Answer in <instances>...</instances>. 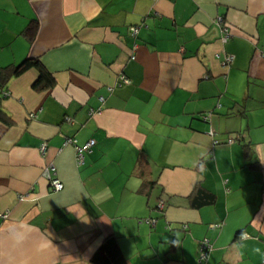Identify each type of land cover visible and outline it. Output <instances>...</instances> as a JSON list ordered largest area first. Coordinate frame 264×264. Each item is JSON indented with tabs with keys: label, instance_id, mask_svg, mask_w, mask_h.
<instances>
[{
	"label": "crops",
	"instance_id": "0c3cea01",
	"mask_svg": "<svg viewBox=\"0 0 264 264\" xmlns=\"http://www.w3.org/2000/svg\"><path fill=\"white\" fill-rule=\"evenodd\" d=\"M26 58L53 83L0 87V264H91L108 236L126 264H201L203 238V264H260L264 0H0V69ZM66 139L94 140L82 165Z\"/></svg>",
	"mask_w": 264,
	"mask_h": 264
},
{
	"label": "trees",
	"instance_id": "16d2710c",
	"mask_svg": "<svg viewBox=\"0 0 264 264\" xmlns=\"http://www.w3.org/2000/svg\"><path fill=\"white\" fill-rule=\"evenodd\" d=\"M36 28L37 22L31 20L22 31V35L28 41H31ZM28 69H36L38 72V78L33 84L34 89L43 90L52 85V76L42 68L39 60L26 58L17 65H8L0 69V87L4 86L12 77H17ZM193 197L196 206L210 204L213 201V195L207 193L201 187L196 188ZM90 262L91 264H126L113 236H108L102 241L100 247L91 257Z\"/></svg>",
	"mask_w": 264,
	"mask_h": 264
},
{
	"label": "built area",
	"instance_id": "2783aa9c",
	"mask_svg": "<svg viewBox=\"0 0 264 264\" xmlns=\"http://www.w3.org/2000/svg\"><path fill=\"white\" fill-rule=\"evenodd\" d=\"M215 24L220 28L221 41L226 42L229 38V34H228L227 27L222 23L221 17H217L215 19ZM136 33H137L136 27H133L130 29V34L132 36H134ZM231 61H232V57L229 55H226L223 59V64L228 65L231 63ZM121 80L123 81V83L127 81L123 76H121ZM65 143L66 144H69V143L73 144L74 151H75L76 163L78 166H80L84 162L85 154L90 151L91 147L94 146L95 142H94V140L90 139L86 143H84L83 145L78 146L75 144L74 141H71L70 139H66ZM227 143L232 144V143H234V140L229 139V140H227ZM39 151H40L41 155L45 154V151H46V144L45 143H43L41 145V147L39 148ZM42 177L48 182L51 192H59L62 190L63 185L59 181V179L56 177V170H55V167H53L52 165H48V166L44 167V169L42 171ZM163 206H164L163 201L159 200L156 208H158L159 210H162ZM146 222L153 225L155 220H147ZM221 226H222V224L219 223V224H214L211 227L218 229ZM210 250H211V244L207 238H203V239L198 241V262L199 263L203 264L207 261L208 254H209ZM260 264H262V260H261Z\"/></svg>",
	"mask_w": 264,
	"mask_h": 264
},
{
	"label": "clouds",
	"instance_id": "9594fccd",
	"mask_svg": "<svg viewBox=\"0 0 264 264\" xmlns=\"http://www.w3.org/2000/svg\"><path fill=\"white\" fill-rule=\"evenodd\" d=\"M246 236V233L242 234V239L246 238ZM240 247H243V245H240ZM252 251L261 257L262 264H264V250H262L260 247H254L252 248Z\"/></svg>",
	"mask_w": 264,
	"mask_h": 264
}]
</instances>
